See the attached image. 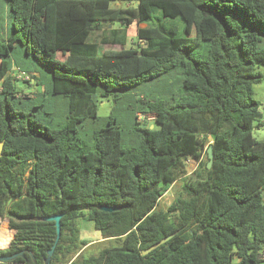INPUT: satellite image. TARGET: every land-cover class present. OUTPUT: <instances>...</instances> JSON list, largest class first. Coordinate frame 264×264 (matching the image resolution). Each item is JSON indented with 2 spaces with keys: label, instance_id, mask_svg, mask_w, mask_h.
<instances>
[{
  "label": "trees",
  "instance_id": "obj_1",
  "mask_svg": "<svg viewBox=\"0 0 264 264\" xmlns=\"http://www.w3.org/2000/svg\"><path fill=\"white\" fill-rule=\"evenodd\" d=\"M0 2V217L13 230L2 225L0 255L45 264L56 231L42 217L60 213L50 264H264V140L252 134L264 126V0ZM12 63L41 87L17 89ZM110 95L120 114L99 117ZM95 241L110 243L85 255Z\"/></svg>",
  "mask_w": 264,
  "mask_h": 264
},
{
  "label": "rangeland",
  "instance_id": "obj_2",
  "mask_svg": "<svg viewBox=\"0 0 264 264\" xmlns=\"http://www.w3.org/2000/svg\"><path fill=\"white\" fill-rule=\"evenodd\" d=\"M121 5V3L116 4L111 3V6H118ZM0 6H1V2H0ZM118 22L114 21L113 22V26H117ZM143 26V24L141 25ZM104 27L99 28L94 30L91 35H90V39L95 40V41H99L102 33L104 31ZM127 35H128V41L125 45V47L128 46H135V41L137 40L135 38L136 34H135V27L132 26V24L129 23V28H127ZM100 46L103 49H119L122 47V45L119 44H100ZM59 56V55H58ZM261 73H262V78L256 82L253 86V97L254 99L258 100L261 104L264 105V67L263 66H259L258 68ZM11 75L13 78L16 77V74L13 72H11ZM15 85L17 89H25L24 93H28V92H33L35 91V85L28 83L26 81H23L21 79H17L15 78ZM119 101V100H117ZM119 103H115L113 101L112 96H107V97H103L97 104V115L99 117H105L107 116L109 113L114 114L115 116H118L120 113H118L119 111ZM149 120L147 121H152L150 114H147ZM140 118L142 117V115L139 116ZM149 125H153L154 127H157V124L155 122H151ZM252 134L254 135V137L257 140H264V126L263 125H258L257 126V121L253 122V128H252ZM203 159H205V156H203ZM185 168H186V178L188 179H198V171L199 167L197 166V162L192 159V158H188L185 161ZM181 184H182V180H177L172 186H170L165 193L162 195V197L159 200L158 203V207L160 208H165L174 198L175 196H177V194H179L181 192ZM80 223V236L81 238H86V239H92L95 238L96 236V232L93 228V223L90 220H86V219H80L79 220ZM2 225H4L7 229L13 231L12 229L9 228L8 226V219L6 217H0V233H1V228ZM13 233V232H12ZM110 242L108 241H104V242H94L93 244L90 245H86L85 249L83 250L85 255H91V254H96L97 251L105 246L108 245ZM3 264H16L14 262H10V261H4Z\"/></svg>",
  "mask_w": 264,
  "mask_h": 264
},
{
  "label": "water",
  "instance_id": "obj_3",
  "mask_svg": "<svg viewBox=\"0 0 264 264\" xmlns=\"http://www.w3.org/2000/svg\"><path fill=\"white\" fill-rule=\"evenodd\" d=\"M150 127H152V125H150ZM2 145H3V142L0 141V154H1ZM206 152H207V156H208V161H207L206 166L209 168L211 166L212 157H213L212 146L211 145H209L207 147ZM98 208L101 209V210H104V211H111V210L117 209L118 207H116V206H107V205H99ZM60 218H61V214L60 213L42 217L43 220L53 221L54 222V226H55V231H56V236H55L54 242H53L51 247L46 252V257H45V260H44L45 264H50L51 255H52V253H53V251L55 249L57 240H58L59 235H60ZM170 236L171 235L166 236L165 238L159 240L157 243H154L153 245H151L149 248L144 249L142 251V253H146L149 250L155 248L159 244L163 243ZM17 256L24 257V252L22 250H20L18 252L10 254V255H0V262L11 261L12 259H14Z\"/></svg>",
  "mask_w": 264,
  "mask_h": 264
},
{
  "label": "built area",
  "instance_id": "obj_4",
  "mask_svg": "<svg viewBox=\"0 0 264 264\" xmlns=\"http://www.w3.org/2000/svg\"><path fill=\"white\" fill-rule=\"evenodd\" d=\"M144 39H139L138 40V43L139 44H143L144 43ZM12 72V71H11ZM13 72L16 74V77L15 78H17V79H21V80H31V74L30 73H28V72H26V71H24V70H20L19 68H14L13 69ZM11 74V73H10ZM12 76V75H11ZM13 78V77H12ZM15 78H13L14 80H16ZM140 116V115H139ZM138 116V117H139ZM143 117V116H142ZM141 117V118H142ZM140 118V117H139ZM263 121H264V118H263Z\"/></svg>",
  "mask_w": 264,
  "mask_h": 264
},
{
  "label": "crops",
  "instance_id": "obj_5",
  "mask_svg": "<svg viewBox=\"0 0 264 264\" xmlns=\"http://www.w3.org/2000/svg\"><path fill=\"white\" fill-rule=\"evenodd\" d=\"M116 4H118L119 2H115ZM5 14H6V6H5V3L2 5L1 3V6H0V16H2V22L5 24ZM4 19V20H3ZM142 24H138L139 27H141ZM144 26V24H143ZM5 27V26H4ZM14 68H18L17 65H15V63H12V66H11V69L13 70ZM33 75H38L36 73H32ZM34 85V84H33ZM39 87L41 86H35V89H38Z\"/></svg>",
  "mask_w": 264,
  "mask_h": 264
},
{
  "label": "flooded vegetation",
  "instance_id": "obj_6",
  "mask_svg": "<svg viewBox=\"0 0 264 264\" xmlns=\"http://www.w3.org/2000/svg\"><path fill=\"white\" fill-rule=\"evenodd\" d=\"M17 264V263H16Z\"/></svg>",
  "mask_w": 264,
  "mask_h": 264
}]
</instances>
